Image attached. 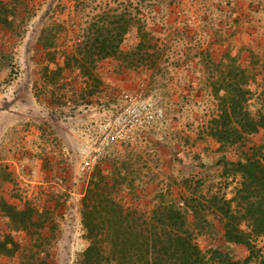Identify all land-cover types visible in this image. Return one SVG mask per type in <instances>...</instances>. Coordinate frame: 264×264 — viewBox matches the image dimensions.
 <instances>
[{
	"label": "rangeland",
	"instance_id": "1",
	"mask_svg": "<svg viewBox=\"0 0 264 264\" xmlns=\"http://www.w3.org/2000/svg\"><path fill=\"white\" fill-rule=\"evenodd\" d=\"M245 8L238 0H0V238L20 246L1 254L0 264H84V198L99 172L113 179L125 207L145 213L162 195L187 199L195 188L207 198L236 196L241 176L225 173L228 162L264 156V130L220 147L210 122L224 94L214 86L225 70L216 64L226 56L247 71L249 109L257 114L264 107V35H238L261 22L248 21ZM113 12L132 13L120 46L129 58L100 60L93 76L67 66L66 54L86 35L112 28ZM124 92L162 106L166 123L139 144L111 146L93 163L99 125L116 113ZM197 205L199 219L192 211L188 217L204 252L264 264L263 237L246 261L247 247L225 240L221 213L207 199ZM6 206L26 210L18 220L27 228L14 226Z\"/></svg>",
	"mask_w": 264,
	"mask_h": 264
},
{
	"label": "trees",
	"instance_id": "2",
	"mask_svg": "<svg viewBox=\"0 0 264 264\" xmlns=\"http://www.w3.org/2000/svg\"><path fill=\"white\" fill-rule=\"evenodd\" d=\"M113 13L109 21L112 28L104 25L97 28L96 36L86 35L82 46L77 43L78 47L66 54L67 66L80 68L84 75L93 76L98 61L121 54L129 58V52H122L120 46L132 25V13ZM120 20L127 25L116 36L114 31L119 29L116 24H120ZM132 55L130 64L136 56ZM223 61L229 63L225 65ZM223 61L216 64L225 70L219 71L220 78L214 86L217 92L224 91V94L219 97V112L210 122V135L220 147L236 144L264 130V107L257 114L249 109L253 92L248 87L246 69L234 57L226 56ZM228 164L231 168L227 166L225 173L236 172L241 176V186L231 200L218 194L210 198L202 193L197 196L198 188H195L187 199L182 195L177 201H165L162 195L160 204L151 213L125 207L115 195L113 179L99 172L90 179L84 198L83 224L89 244L80 261L84 264H238L220 250L204 252L196 242L188 214L192 211L197 221L201 213L197 203L203 199L209 200L224 217L225 240L246 246L250 251L246 261H249L255 253V239L264 238V156L253 153L245 161ZM185 182L192 183L188 179ZM233 201H237L235 208ZM6 207L14 226L27 228V222L18 220L26 210ZM0 247L1 255L13 254L20 246L11 236H6L0 238Z\"/></svg>",
	"mask_w": 264,
	"mask_h": 264
},
{
	"label": "built area",
	"instance_id": "3",
	"mask_svg": "<svg viewBox=\"0 0 264 264\" xmlns=\"http://www.w3.org/2000/svg\"><path fill=\"white\" fill-rule=\"evenodd\" d=\"M116 113L99 125L91 146V161L96 163L113 145L132 146L147 140L146 134L158 131L166 123L164 108L141 99L139 94L124 92ZM165 139V136H161Z\"/></svg>",
	"mask_w": 264,
	"mask_h": 264
},
{
	"label": "crops",
	"instance_id": "4",
	"mask_svg": "<svg viewBox=\"0 0 264 264\" xmlns=\"http://www.w3.org/2000/svg\"><path fill=\"white\" fill-rule=\"evenodd\" d=\"M238 2L239 4H243L246 6L244 11L245 15L248 18V21L256 22L261 20V22H259L258 24L256 23L255 25H251L252 28H241L237 31L238 35L243 37L264 35V32H262L264 30V27L261 26V23L264 24V0H238ZM237 14H240V11ZM236 52L238 53V51ZM245 56L246 54L242 56V64L244 66L249 63V60H247V57ZM259 134L261 136H264V131H261Z\"/></svg>",
	"mask_w": 264,
	"mask_h": 264
}]
</instances>
